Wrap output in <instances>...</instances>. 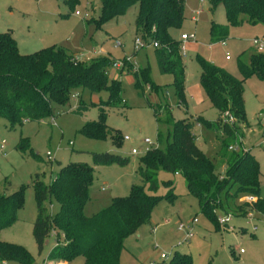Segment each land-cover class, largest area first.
<instances>
[{"label": "rangeland", "instance_id": "rangeland-1", "mask_svg": "<svg viewBox=\"0 0 264 264\" xmlns=\"http://www.w3.org/2000/svg\"><path fill=\"white\" fill-rule=\"evenodd\" d=\"M99 1L78 0L70 8L64 0H0V33L10 32L22 55L55 46L82 64L100 57L121 61L124 54L132 51L135 7L96 29L92 21L99 16ZM193 9L201 10L194 23L189 15ZM74 11L87 14V18L75 17ZM183 22L181 28L169 30V36L177 42L182 34L193 33L195 36V43L184 44L185 56L179 58L185 74L184 105H177L171 77L158 73L153 48L144 45L132 54V61L138 72H145L151 87L157 88L156 92L140 77L137 80L138 72L133 73L128 65L118 72L109 66L108 77L110 80L116 79L120 88L114 104L104 105L105 92L90 94L86 90H76L74 93H80L79 99L70 98L52 117L24 122L11 130L0 119V144L3 146L0 151V192L21 190L23 199L15 223L5 229L0 237L4 242L23 247L33 258L32 264H81L80 258L69 262L48 260L47 256L54 245L52 237L46 238L41 251L37 252L31 236L35 215L31 188L34 175L43 176L42 181L47 184L60 169L71 163L90 167L92 183L87 192L88 203L83 210L86 217L104 210L111 199L127 197L132 185H140L137 170L141 167L139 159L143 157L141 141L148 139L157 146L159 135V145H164L171 126V121H165L167 113L173 121L189 117L192 121L200 117L214 123L216 112L197 81V59L242 81L245 123L239 127L243 136L240 147L249 150L257 161L258 194L264 199V147L257 146L264 132V81L255 76L244 79L238 68L239 64L247 66L250 55L256 54L249 41L264 37V25H249L243 20L239 26H227L223 8L218 6L211 14L206 0L201 5L198 0H184ZM211 23L227 28V35L222 40L224 48L220 47L219 40L210 37ZM117 38L123 45L122 50L113 45V39ZM209 44L213 45L208 50ZM225 54L228 60H225ZM153 108L157 110L156 116L153 115ZM99 110L104 114V137L91 139L83 136L81 128L86 123L96 122ZM51 119L55 126L51 124ZM192 131L197 149L214 164L215 173L223 176V164L218 157L220 133L200 123ZM115 135L120 136L119 145L112 143ZM123 136L128 137L129 141H122ZM19 140L27 144L28 149L24 154L16 150ZM131 148L136 149L138 154L130 155ZM46 152L52 154L51 162L46 161ZM102 153L116 155L126 159L127 163L124 166L93 165L92 155ZM156 178L158 188L155 194L165 196L167 190L162 182L170 180L175 199L171 204L165 200L159 201L147 221L123 241L119 264L156 262L159 253L168 252L169 247L180 240L181 234L176 232V225L186 224L192 218L197 220L193 238L176 249V252L188 255L191 264H264V225L258 223L257 230L251 234L248 224L239 216L241 212H235V208L241 206L238 199L222 198V206H219L222 211L219 208L215 211L216 215L229 213L233 216L228 224L233 230H223L215 227L214 222L200 212L197 201L186 193L180 176L158 171ZM50 211H54V207Z\"/></svg>", "mask_w": 264, "mask_h": 264}, {"label": "trees", "instance_id": "trees-1", "mask_svg": "<svg viewBox=\"0 0 264 264\" xmlns=\"http://www.w3.org/2000/svg\"><path fill=\"white\" fill-rule=\"evenodd\" d=\"M206 1L211 14L218 6L223 8L227 26H239L243 20L249 25H264V0ZM65 2L72 8L78 0ZM133 7L134 39L139 38L146 45L153 42L157 45L153 48L156 69L160 75L171 77L177 105H184V74L177 53L178 42L169 36V30L181 26L183 1L100 0L99 16L92 24L99 29L106 22L122 17ZM209 35L222 42L227 28L211 23ZM110 62L111 59L107 57L90 59L83 64L74 62L62 48L55 46L22 55L17 51L11 34L0 33V119L11 130L24 122L52 117L69 102L76 90H86L90 94L105 92L104 105L116 103L120 88L116 79L110 80L108 77ZM196 63L198 83L217 114L214 123L200 117L192 121L190 117L173 121L167 113L165 121H171V126L164 145H159L158 135L157 147L139 159L141 167L137 174L140 185H132L127 197L111 199L104 210L86 217L83 210L88 203L87 192L92 183L90 167L71 163L60 169L47 184L42 181L43 176L34 175L31 188L35 215L31 236L38 253L45 239L52 237L54 247L47 256L48 260L69 262L80 258L81 264H119L123 241L147 221L159 201L165 200L171 204L175 199L170 180L162 182L167 190L165 196L155 194L158 171L180 176L186 193L197 201L200 212L214 222L215 227V211L222 206V198L237 200L242 196H252L255 202L251 207L241 205L235 208V212L239 211V216H243L246 210L252 208L264 216V199L258 194L257 161L249 150L227 151L229 145L240 148L243 137L239 131L240 125L245 123L242 81L231 78L201 59H197ZM238 68L244 79L255 76L264 81V54L250 55L248 65L239 64ZM139 77L152 91H157L149 84L144 71L139 70L137 80ZM224 112L235 119V125L229 127L219 123V115ZM153 115H157L156 108ZM103 121V111L99 110L97 121L86 123L80 133L91 139L103 138ZM199 123L221 135L218 157L223 164V176L215 173L214 164L195 146L192 129ZM119 138V135L113 136L112 143L119 145ZM27 149V144L19 140L16 150L24 154ZM91 159L93 165L100 166H124L127 163L126 159L107 153L93 154ZM22 200L21 190L0 192V235L15 223ZM52 207L54 211L51 212ZM3 263L32 264L33 258L23 247L4 242L0 237V264ZM165 264H191V261L188 255L174 252Z\"/></svg>", "mask_w": 264, "mask_h": 264}, {"label": "built area", "instance_id": "built-area-1", "mask_svg": "<svg viewBox=\"0 0 264 264\" xmlns=\"http://www.w3.org/2000/svg\"><path fill=\"white\" fill-rule=\"evenodd\" d=\"M66 1V0H64ZM203 3V0H199V4L201 5ZM201 13L200 9H197L194 12V16L196 17L197 15H199ZM73 15L75 17H80L81 19H85L87 18V14H83L81 15L79 12L74 11ZM192 17V20H194L195 17ZM186 42H195V36L194 34H182L179 36V41H178V48H177V53L179 55V57L184 58L185 56V48H184V44ZM219 45L221 47H224V43L223 42H218ZM251 47L254 49L256 54H264V37H260V38H252L249 41ZM113 45L116 48H120L122 49V44L118 39H115L113 41ZM146 45L144 43L141 42V40L139 38H135L133 39V43H132V51L130 54H124L123 55V59L121 61L118 60H111L110 62V68L113 71H121L123 68H125V65H128L129 68H131L132 72H138L134 61H132V54L135 53L136 51H138L139 49L143 48V46ZM213 44H209L207 46V48H211ZM146 46H151L152 48H156L157 45L153 42L150 45H146ZM225 60H228V55L225 54ZM76 62V61H74ZM148 87V86H147ZM77 95L76 94H72L70 98H76ZM219 123L220 124H225L229 127L235 125V119L229 115L227 112H224L222 114L219 115ZM51 124L53 126H55L54 121L51 119ZM260 144H257L258 147H264V132L261 134L260 136ZM123 141H129V138L126 136L122 137ZM70 144V143H69ZM142 144V154H145L146 152L150 151L151 149L156 148V144L151 143L148 139H143L141 141ZM3 146L2 144H0V151L2 150ZM238 150H244L242 147H237L235 145H229L227 147V151L228 152H237ZM130 155L135 156L138 154L137 150L134 148L130 149L129 152ZM52 154L50 152H46L45 153V159L47 162H51L52 161ZM176 175V174H174ZM101 190H103V188L101 187ZM238 201L240 205H247L249 207H251V205L255 202V198L252 196H242L240 198H238ZM232 215L229 213H220L217 214L215 217V221L217 224L218 228H221L223 230H227V231H231L233 230L232 227L228 226V224L230 223L231 219H232ZM245 222L246 224H248L249 229L251 234H253L256 230H257V225L258 223H261L264 225V216L262 214H260L259 212H256L255 210H253L252 208L249 210H246L243 216H240ZM197 224V220L195 218H192L188 223L186 224H182V223H178L176 225V232L181 234V238L179 241H177L175 244L171 245L169 247L168 252L165 253H159L158 255V259L156 262L152 261L149 262L148 264H165L169 261V259L172 257L173 253L176 252V249L180 246H182L183 244H187L194 236L193 233V229L195 227V225ZM239 253H241V251H239Z\"/></svg>", "mask_w": 264, "mask_h": 264}, {"label": "crops", "instance_id": "crops-1", "mask_svg": "<svg viewBox=\"0 0 264 264\" xmlns=\"http://www.w3.org/2000/svg\"><path fill=\"white\" fill-rule=\"evenodd\" d=\"M183 1V8H184V0H182ZM198 3H199V0H198ZM203 4V3H202ZM197 9H193V10H191L190 12H189V15H190V21L191 22H195V20H196V17L194 16V12L196 11ZM200 15V14H199ZM195 17L194 18V20H192V17ZM198 16V15H197ZM184 22L182 21V23H181V26H180V28L182 27V24H183ZM2 33H6V32H2ZM10 33V32H9ZM11 34V33H10ZM191 34H193V33H191ZM12 36V35H11ZM13 38V37H12ZM118 39V38H117ZM178 39H179V37H178ZM113 40H115V39H113ZM119 40V39H118ZM120 41V40H119ZM195 43V42H194ZM122 44V43H121ZM221 47V46H220ZM17 48V47H16ZM122 48H123V45H122ZM224 48V47H223ZM208 49V48H207ZM210 49V48H209ZM208 49V50H209ZM122 50V49H121ZM18 51V50H17ZM124 52V51H123ZM122 52V53H123ZM69 55V54H68ZM182 67H183V64H182ZM183 74H184V71H183ZM184 76H185V74H184ZM197 79H198V77H197ZM198 81V80H197ZM183 84H184V87H185V82H183ZM74 94H76L77 95V97L76 98H78V96L80 95V93H74ZM183 96H184V103H185V90H184V88H183ZM216 112V111H215ZM216 117H217V114H216ZM194 118V117H193ZM196 127H198V124H196L195 125ZM194 135V134H193ZM195 137V136H194ZM53 247H54V245H53ZM3 264H5V263H3Z\"/></svg>", "mask_w": 264, "mask_h": 264}]
</instances>
